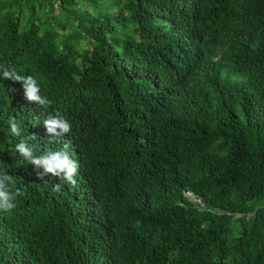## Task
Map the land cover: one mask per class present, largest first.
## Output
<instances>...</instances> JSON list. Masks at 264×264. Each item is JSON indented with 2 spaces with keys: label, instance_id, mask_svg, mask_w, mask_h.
<instances>
[{
  "label": "trees",
  "instance_id": "1",
  "mask_svg": "<svg viewBox=\"0 0 264 264\" xmlns=\"http://www.w3.org/2000/svg\"><path fill=\"white\" fill-rule=\"evenodd\" d=\"M0 65L52 101L0 77V172L24 193L0 264H264V0H0ZM56 110L72 131L49 138ZM31 134L74 186L16 152Z\"/></svg>",
  "mask_w": 264,
  "mask_h": 264
},
{
  "label": "clouds",
  "instance_id": "2",
  "mask_svg": "<svg viewBox=\"0 0 264 264\" xmlns=\"http://www.w3.org/2000/svg\"><path fill=\"white\" fill-rule=\"evenodd\" d=\"M0 77L14 82H21L27 100L35 102L44 109H48L51 106L52 101L47 96L42 95L40 84L34 76H22L14 69H9L4 65H0ZM8 123L11 134L20 137L22 135V129L15 118L10 119ZM43 123L49 134V138L63 137L72 131L70 121L58 110L49 113ZM36 139L37 137L35 134L24 136L16 143V152L36 169H42V171L36 172L39 179H43L44 176L50 174L74 186L76 184L74 177L79 167L77 161L72 159L68 155V152L64 150H48L43 154L37 155V146L31 143V141ZM68 146V144H65V148ZM15 185L16 181L7 170L0 172V211L10 213L17 207L16 199L24 193L19 188L15 187ZM60 187V184L54 185L56 190H59Z\"/></svg>",
  "mask_w": 264,
  "mask_h": 264
}]
</instances>
